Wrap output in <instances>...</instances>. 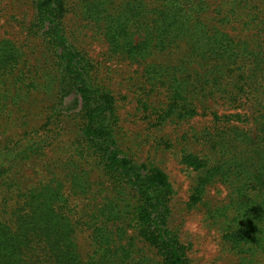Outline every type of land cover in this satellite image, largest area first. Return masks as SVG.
Segmentation results:
<instances>
[{"label": "trees", "instance_id": "trees-1", "mask_svg": "<svg viewBox=\"0 0 264 264\" xmlns=\"http://www.w3.org/2000/svg\"><path fill=\"white\" fill-rule=\"evenodd\" d=\"M28 4L25 35L0 37V264H191L169 224L168 175L124 150L114 93L69 37L71 11L102 28L113 57L143 68L138 100L158 125L208 117L183 136L181 160L197 171L196 195L215 179L237 183L225 237L235 264H264V0ZM3 10L0 0V29Z\"/></svg>", "mask_w": 264, "mask_h": 264}, {"label": "rangeland", "instance_id": "rangeland-1", "mask_svg": "<svg viewBox=\"0 0 264 264\" xmlns=\"http://www.w3.org/2000/svg\"><path fill=\"white\" fill-rule=\"evenodd\" d=\"M2 3V21L11 19L0 29V37L7 34L22 38L25 35L24 27L31 16L29 0H2ZM67 29L74 44L83 49L96 65V76L107 83L114 93L124 150L137 161H152L168 175L172 184L169 224L187 247L191 264L239 262L241 255L225 237L228 228L226 217H223L226 209H229L230 216L233 214L232 204H235L239 195L237 183L215 179L208 182L204 191L196 195L194 185L197 171L181 160L185 143L183 136L190 139L191 129H201L208 117H197L180 127L158 125L156 115L138 100L141 95L139 85L144 80L143 68L122 56L113 57L109 53L102 28L88 23L75 11L68 13ZM151 99L163 101L164 96L160 91H155ZM212 105L218 111L231 109L221 102ZM43 120V114L38 112L32 116L31 123L39 124ZM191 125L195 127L190 129ZM41 165V162L33 161L24 167V183L36 180V173ZM250 193L255 197V192ZM82 240L80 237L82 249H88L87 239ZM138 246L141 247L139 252L142 255L158 258L151 247L141 242Z\"/></svg>", "mask_w": 264, "mask_h": 264}]
</instances>
